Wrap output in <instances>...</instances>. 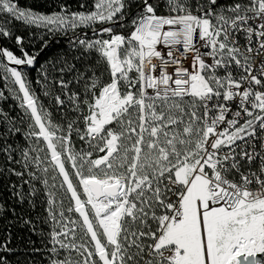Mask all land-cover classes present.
I'll return each mask as SVG.
<instances>
[{
  "label": "snow or ice",
  "instance_id": "obj_1",
  "mask_svg": "<svg viewBox=\"0 0 264 264\" xmlns=\"http://www.w3.org/2000/svg\"><path fill=\"white\" fill-rule=\"evenodd\" d=\"M81 7L0 0V79L21 109H0V221L15 217L0 264L41 251L17 244V222L39 232L47 264H264V0ZM14 22L41 30L39 47ZM69 32L72 60L41 65L47 37ZM25 68L56 72L59 94L44 95L62 123ZM6 190L32 208L43 194L48 231L7 207Z\"/></svg>",
  "mask_w": 264,
  "mask_h": 264
},
{
  "label": "trees",
  "instance_id": "obj_2",
  "mask_svg": "<svg viewBox=\"0 0 264 264\" xmlns=\"http://www.w3.org/2000/svg\"><path fill=\"white\" fill-rule=\"evenodd\" d=\"M85 2V0H20L21 6H29L34 10L50 14L55 11H59L61 5L67 4L72 11H84L85 9L81 7V3ZM86 4L88 8H91L92 0H86ZM14 32L16 35L23 36L25 41H32L35 43L37 47H39V36L41 35V30L36 28L27 27L19 22H14ZM85 32H88L89 35H92L89 29H84ZM72 35L69 32L68 36L59 35V36H48L47 39L49 41V48L46 50L45 54L41 57L40 63L44 67H48L53 61H57L59 58H68L70 61L72 60L75 49L69 42V37ZM8 46L12 48V50L16 51L14 46L9 43ZM17 54L19 52L17 51ZM27 72L28 80L31 81V88L35 91L36 95L40 98V101L44 104L45 108L53 113V120L57 123H62L65 117L61 114L60 111H56L54 101L52 100V96H45L44 92L46 90L51 93L59 94L58 86L53 84L54 79L56 78V72L53 71L52 74L48 77L47 82L41 80V72L39 69L32 70L31 68H25ZM66 80L71 79V76H65ZM70 87H72L70 85ZM0 90L5 91V95L9 98L4 101H0V109H3L5 112L9 113L11 116L16 117L21 113V109L18 107V102L11 98L10 92L5 88V82L0 79ZM68 118H71L69 115ZM22 138V137H21ZM23 139V138H22ZM73 146L79 151L81 149H87V145L79 140L78 137L73 134ZM3 179V178H0ZM12 183H16L17 180L15 177L9 178ZM27 187V186H25ZM39 187V186H38ZM4 200L8 202H12L13 207L16 212L19 213L22 217H24L25 213L29 210L30 206L28 204L18 205L16 204L14 198L7 194V190L4 195ZM40 200V211L41 218L45 215L44 208V200L45 196L43 194L39 195ZM15 221V217L12 216V222ZM49 225L43 224V231L47 232ZM21 229L22 222H17V227L15 229H10L15 232L16 242L17 244L23 248L21 244ZM19 259H23V257H18ZM33 260L35 264H47L48 256L44 249H41L40 252H36L33 254Z\"/></svg>",
  "mask_w": 264,
  "mask_h": 264
},
{
  "label": "rangeland",
  "instance_id": "obj_3",
  "mask_svg": "<svg viewBox=\"0 0 264 264\" xmlns=\"http://www.w3.org/2000/svg\"><path fill=\"white\" fill-rule=\"evenodd\" d=\"M15 142L17 144H23L24 140L21 137L18 136L16 138ZM65 204H67V200L66 199H65ZM7 207H10V208L13 207V204H12L11 201L7 203ZM39 211H40V200L38 199L37 200V206L35 208L30 207L29 210L25 213L23 218L24 219H29V218L33 219L34 221L37 222L38 227L40 229H43V224L39 223V221L41 219V214L39 213ZM76 215H78V214H76ZM10 222H12V216H9L7 220L0 221V228L3 227V224L10 223ZM29 238L31 240L35 241V245H30L31 247L44 249L43 244H42V238H41L39 232L33 234V233L29 232L27 227L22 224L21 240L20 241H25L26 242ZM22 246H23V244H22Z\"/></svg>",
  "mask_w": 264,
  "mask_h": 264
},
{
  "label": "built area",
  "instance_id": "obj_4",
  "mask_svg": "<svg viewBox=\"0 0 264 264\" xmlns=\"http://www.w3.org/2000/svg\"><path fill=\"white\" fill-rule=\"evenodd\" d=\"M189 59H190V57H189Z\"/></svg>",
  "mask_w": 264,
  "mask_h": 264
}]
</instances>
